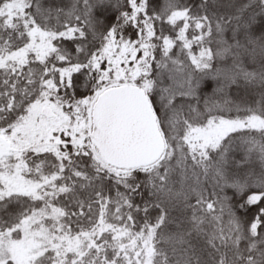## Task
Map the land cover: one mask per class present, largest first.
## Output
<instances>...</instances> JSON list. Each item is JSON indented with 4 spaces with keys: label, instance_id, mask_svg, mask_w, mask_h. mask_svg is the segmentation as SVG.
Here are the masks:
<instances>
[{
    "label": "snow or ice",
    "instance_id": "1",
    "mask_svg": "<svg viewBox=\"0 0 264 264\" xmlns=\"http://www.w3.org/2000/svg\"><path fill=\"white\" fill-rule=\"evenodd\" d=\"M0 264H264V0H0Z\"/></svg>",
    "mask_w": 264,
    "mask_h": 264
}]
</instances>
